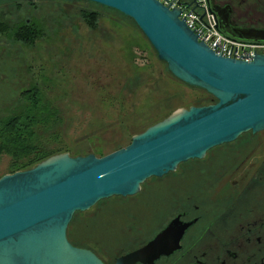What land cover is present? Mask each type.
Segmentation results:
<instances>
[{
	"label": "rangeland",
	"instance_id": "1",
	"mask_svg": "<svg viewBox=\"0 0 264 264\" xmlns=\"http://www.w3.org/2000/svg\"><path fill=\"white\" fill-rule=\"evenodd\" d=\"M10 11L20 21H38L42 35L31 42L0 35V117L34 86L60 115L59 126L43 140L53 154L100 157L174 111L206 104L207 94L173 78L132 21L113 10L84 1L1 0V18H12ZM262 157L264 130L243 132L201 159L145 179L133 195L100 199L74 212L67 238L111 264L145 242L149 221L189 186L204 179L208 185L238 166L216 193L220 197ZM14 163L1 153L0 176L13 172Z\"/></svg>",
	"mask_w": 264,
	"mask_h": 264
},
{
	"label": "water",
	"instance_id": "2",
	"mask_svg": "<svg viewBox=\"0 0 264 264\" xmlns=\"http://www.w3.org/2000/svg\"><path fill=\"white\" fill-rule=\"evenodd\" d=\"M1 1V0H0ZM84 1L130 19L167 72L215 102L191 105L147 126L124 147L103 156L52 154L34 166L0 176V264H105L91 249L72 244L66 228L73 213L100 199L137 193L189 159L243 132L264 130V53L250 60L215 54L157 0ZM231 36L264 40V35ZM192 223L169 220L149 240L111 264H153L177 250Z\"/></svg>",
	"mask_w": 264,
	"mask_h": 264
},
{
	"label": "flooded vegetation",
	"instance_id": "3",
	"mask_svg": "<svg viewBox=\"0 0 264 264\" xmlns=\"http://www.w3.org/2000/svg\"><path fill=\"white\" fill-rule=\"evenodd\" d=\"M204 1L223 32L264 35V0ZM11 13L12 18L5 20L0 16L7 27L0 30L1 36L12 35L20 22ZM254 166L247 177L244 173L233 179L230 190L220 197L216 193L238 166L213 176L209 186L206 179L189 186L187 193L158 211L147 224L145 242L175 217L192 223L184 230L180 247L153 264H264V157Z\"/></svg>",
	"mask_w": 264,
	"mask_h": 264
},
{
	"label": "trees",
	"instance_id": "4",
	"mask_svg": "<svg viewBox=\"0 0 264 264\" xmlns=\"http://www.w3.org/2000/svg\"><path fill=\"white\" fill-rule=\"evenodd\" d=\"M5 26L0 22V30L7 29ZM41 30L40 23L34 19L20 21L14 33L6 36H12L18 42H31L42 35ZM24 92H27L26 95L16 103L14 109L0 117V154L13 158L16 164L13 171L28 169L53 154L43 140L61 122L57 108L38 94L34 86ZM204 102L213 103L215 100L207 94Z\"/></svg>",
	"mask_w": 264,
	"mask_h": 264
},
{
	"label": "built area",
	"instance_id": "5",
	"mask_svg": "<svg viewBox=\"0 0 264 264\" xmlns=\"http://www.w3.org/2000/svg\"><path fill=\"white\" fill-rule=\"evenodd\" d=\"M168 9L177 8L178 18L215 54L250 60L254 53H264V41L231 36L223 32L209 13L204 0H157Z\"/></svg>",
	"mask_w": 264,
	"mask_h": 264
}]
</instances>
